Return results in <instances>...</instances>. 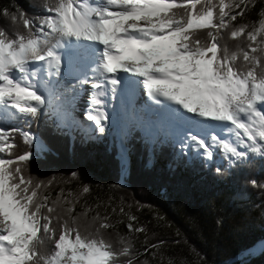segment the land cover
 Masks as SVG:
<instances>
[{"label": "snow or ice", "instance_id": "obj_1", "mask_svg": "<svg viewBox=\"0 0 264 264\" xmlns=\"http://www.w3.org/2000/svg\"><path fill=\"white\" fill-rule=\"evenodd\" d=\"M250 2L41 0L39 14L0 11V264H145L127 237L106 232L107 217L42 194L45 183L24 175L33 150L4 158L16 132L35 143L20 125L42 109L58 113L60 127L102 134L108 99L143 88L155 106L150 125L171 129L182 153L211 160L218 150L229 168L264 160V9L251 30L232 25ZM229 29L231 39L246 34V47L222 42ZM84 92L91 125L73 114Z\"/></svg>", "mask_w": 264, "mask_h": 264}, {"label": "trees", "instance_id": "obj_2", "mask_svg": "<svg viewBox=\"0 0 264 264\" xmlns=\"http://www.w3.org/2000/svg\"><path fill=\"white\" fill-rule=\"evenodd\" d=\"M40 3L0 0V11L39 14L33 5ZM262 9L264 0H251L232 25L247 24L251 30ZM239 11L234 9L233 14ZM0 24L7 26V21L0 18ZM230 30L222 32V42L246 47V34L231 39ZM42 110L29 124L20 126L35 137V143H25L16 132L10 138L16 145L12 156L4 154V158L33 150L24 175L45 183L42 194L49 196L50 202L59 194L76 201L75 213L87 208L89 217L96 213L107 217L113 227L106 232L127 237L133 252L139 253L138 262L264 264V249L257 255L243 256L264 242V160L260 157L229 168L218 150L211 160L182 153L171 135L144 131L136 120H127L122 133L111 120L106 122L105 133H81L58 126L60 116L52 109L43 110V114ZM40 143L47 146L46 151L35 147ZM84 186L89 192L82 193ZM137 228L145 231H135Z\"/></svg>", "mask_w": 264, "mask_h": 264}, {"label": "rangeland", "instance_id": "obj_3", "mask_svg": "<svg viewBox=\"0 0 264 264\" xmlns=\"http://www.w3.org/2000/svg\"><path fill=\"white\" fill-rule=\"evenodd\" d=\"M88 87V86H85ZM88 92H84L82 93V95L78 98L77 101H75L74 105H73V114L76 118H78V120L83 124V125H88V122L86 121L87 119L85 118V116L83 115V111H85L84 108H88L87 103H88V99H89V94H87ZM106 111H108L109 113V117L111 120H115L117 124H121L122 122H124V120L126 119V116L128 115V109L126 108H119V106L117 105V102L114 101L108 105H106ZM123 112V113H122ZM134 116L136 118H138L137 114L135 113ZM150 122V121H149ZM150 124V123H149ZM151 129H158L154 126L150 127ZM168 129V128H167ZM172 132V131H171ZM173 133V132H172ZM261 243V242H260ZM264 244V242H263ZM264 248V246H263ZM261 248V250L263 249ZM260 250V251H261ZM259 251V252H260ZM258 252L254 251L253 249L244 253L243 256H248L249 254H257Z\"/></svg>", "mask_w": 264, "mask_h": 264}, {"label": "bare ground", "instance_id": "obj_4", "mask_svg": "<svg viewBox=\"0 0 264 264\" xmlns=\"http://www.w3.org/2000/svg\"><path fill=\"white\" fill-rule=\"evenodd\" d=\"M263 246H264L263 242L258 243L255 247H253V250L256 251V252H259L261 250V248H263Z\"/></svg>", "mask_w": 264, "mask_h": 264}, {"label": "water", "instance_id": "obj_5", "mask_svg": "<svg viewBox=\"0 0 264 264\" xmlns=\"http://www.w3.org/2000/svg\"><path fill=\"white\" fill-rule=\"evenodd\" d=\"M263 249H264V248H263ZM263 249H262L261 251H263ZM261 251H260V252H261ZM260 252H258L257 254H259ZM257 254H256V255H257Z\"/></svg>", "mask_w": 264, "mask_h": 264}]
</instances>
